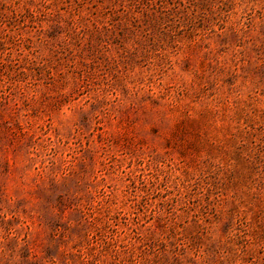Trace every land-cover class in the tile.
<instances>
[{
  "label": "rangeland",
  "instance_id": "obj_1",
  "mask_svg": "<svg viewBox=\"0 0 264 264\" xmlns=\"http://www.w3.org/2000/svg\"><path fill=\"white\" fill-rule=\"evenodd\" d=\"M0 264H264V0H0Z\"/></svg>",
  "mask_w": 264,
  "mask_h": 264
}]
</instances>
